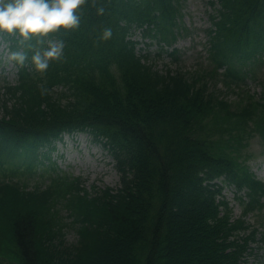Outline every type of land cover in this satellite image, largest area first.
Segmentation results:
<instances>
[{
  "label": "trees",
  "instance_id": "1",
  "mask_svg": "<svg viewBox=\"0 0 264 264\" xmlns=\"http://www.w3.org/2000/svg\"><path fill=\"white\" fill-rule=\"evenodd\" d=\"M98 3L106 9L103 16L96 14L89 0L81 27L55 34L66 41L65 58L20 87L26 91L25 97L19 99L13 113L18 121L58 115L80 118L97 135L101 134V111H122L120 105L128 104L125 117L142 118L140 127L124 124L137 139L111 135L118 150L130 156L135 178L125 181L116 195L106 194L81 205L86 225L76 245L53 246L49 236L53 218H46L39 231L37 218L20 214L10 260L16 264H237L252 235L240 236V223L230 225L227 215L218 217L212 197L199 185L197 175L205 170L211 176L226 172L231 181L246 182L252 188L253 200L258 193L264 195V185L245 168L236 174L225 150L213 141L201 148L190 139L197 127L193 125L211 120L212 110L201 103L183 110L180 99L188 85L177 76L142 64L124 40L131 25L164 28L172 24L176 16L173 0ZM220 3L214 48L219 57L216 61L225 64L229 54L257 51L250 44L260 37L255 29L264 19V0ZM105 25L112 26L113 37L97 43ZM58 86L61 96L72 97L63 107L59 100L53 101L56 96L50 90ZM58 109L59 113L54 111ZM260 129L264 131V127ZM174 243L183 249H176Z\"/></svg>",
  "mask_w": 264,
  "mask_h": 264
},
{
  "label": "rangeland",
  "instance_id": "2",
  "mask_svg": "<svg viewBox=\"0 0 264 264\" xmlns=\"http://www.w3.org/2000/svg\"><path fill=\"white\" fill-rule=\"evenodd\" d=\"M207 5V0H181V26L186 29L185 32L178 38L176 48L179 55L178 68L181 67L185 69H190L196 65H201L205 61V49L202 45V41L205 39L200 26H204L202 22H205V13L209 11ZM135 39L139 40V38ZM142 47V45H140ZM155 48H150L149 51H153ZM1 52V51H0ZM153 52H151V55ZM7 59V54L4 53L2 60ZM171 58H164L159 60L155 64V68L158 70L165 71V68L175 69V64L170 62ZM8 62V61H6ZM2 66V65H1ZM10 66L8 63L5 67L9 70ZM5 73L0 75H4ZM264 78V60L260 64H257L251 72H249V77L245 80L246 84H249L251 91L258 92L260 90L259 82ZM234 96H228V99H233ZM82 139L83 141H81ZM61 147H57V151L51 154V159L56 162V164L66 167L69 163L75 164L66 168L67 172H72V178L79 177L82 182V186L89 191H97L104 189L110 185L115 187L117 185V180L119 175L113 168L112 160L107 157L99 149L93 148L91 143L85 142L83 136H65L61 141ZM73 149V148H76ZM63 153V156H58ZM249 165L252 171L264 180V159L259 158L254 162L251 160ZM93 193V192H92ZM95 193V192H94ZM263 223L264 228V217L258 220V223ZM182 225V223H181ZM76 236L72 231H67L64 234V242L66 244L73 243ZM176 249L182 250L183 247L179 244H173ZM188 247L190 246L187 245ZM261 253L262 257L254 256L250 257L249 262L254 264H264V248ZM171 258V257H170ZM259 258V259H258Z\"/></svg>",
  "mask_w": 264,
  "mask_h": 264
},
{
  "label": "clouds",
  "instance_id": "3",
  "mask_svg": "<svg viewBox=\"0 0 264 264\" xmlns=\"http://www.w3.org/2000/svg\"><path fill=\"white\" fill-rule=\"evenodd\" d=\"M89 0H0V33L16 37L17 48L10 51V59L23 66L32 51L31 63L38 73H46L53 61L65 58L66 41L54 38L58 32L76 31L84 19ZM96 14L103 16L105 7L92 0ZM113 37L111 25H105L96 42H107ZM47 91V89H43Z\"/></svg>",
  "mask_w": 264,
  "mask_h": 264
}]
</instances>
